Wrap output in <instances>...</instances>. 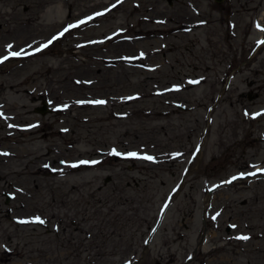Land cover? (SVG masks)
Wrapping results in <instances>:
<instances>
[{"label": "rangeland", "instance_id": "obj_1", "mask_svg": "<svg viewBox=\"0 0 264 264\" xmlns=\"http://www.w3.org/2000/svg\"><path fill=\"white\" fill-rule=\"evenodd\" d=\"M262 42L264 0H0V264H264Z\"/></svg>", "mask_w": 264, "mask_h": 264}, {"label": "snow or ice", "instance_id": "obj_2", "mask_svg": "<svg viewBox=\"0 0 264 264\" xmlns=\"http://www.w3.org/2000/svg\"><path fill=\"white\" fill-rule=\"evenodd\" d=\"M99 15V14H98ZM81 23H83V21H81ZM76 25H69L68 26V28H71V27H75ZM68 28H66L65 29V31H68ZM60 35H63V33H61ZM57 37H53V39H56ZM49 43H51V41H49ZM262 43H264V42H262ZM43 47H47V45H43ZM37 51H39V49H37ZM21 53H17V52H12L11 53V55H13V56H18V55H20ZM5 59H6V57H5ZM80 103H83V101H81ZM93 103H96V104H102V103H104V101H102V100H97V101H93ZM113 154H117V155H119V153H116L115 152V150H113ZM128 155H131V156H134V155H136L135 153H129ZM146 159H152V157H145ZM81 163H85V162H81ZM93 163H95V162H93ZM73 166H75V165H73ZM233 179H236V177H233ZM214 219H215V217H214ZM37 220H39V218H37ZM40 223H43V221L42 220H40L39 221ZM241 239H247V237H240Z\"/></svg>", "mask_w": 264, "mask_h": 264}, {"label": "bare ground", "instance_id": "obj_3", "mask_svg": "<svg viewBox=\"0 0 264 264\" xmlns=\"http://www.w3.org/2000/svg\"><path fill=\"white\" fill-rule=\"evenodd\" d=\"M181 28H183V27H181ZM3 108L1 107V104H0V114H2L4 111L2 110ZM3 116H5L4 114H3ZM1 155H3V156H7V157H9L10 156V151H8V150H2V153H0ZM258 173H256V174H253V175H249L250 177H254V175L256 176Z\"/></svg>", "mask_w": 264, "mask_h": 264}, {"label": "water", "instance_id": "obj_4", "mask_svg": "<svg viewBox=\"0 0 264 264\" xmlns=\"http://www.w3.org/2000/svg\"><path fill=\"white\" fill-rule=\"evenodd\" d=\"M168 1L170 2L171 0H168ZM217 1H218V0H217ZM38 111H40L41 113H45V112L47 111V108H46L45 105H43L41 108H39Z\"/></svg>", "mask_w": 264, "mask_h": 264}, {"label": "flooded vegetation", "instance_id": "obj_5", "mask_svg": "<svg viewBox=\"0 0 264 264\" xmlns=\"http://www.w3.org/2000/svg\"><path fill=\"white\" fill-rule=\"evenodd\" d=\"M156 264H160L159 262H157Z\"/></svg>", "mask_w": 264, "mask_h": 264}]
</instances>
